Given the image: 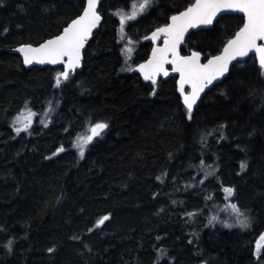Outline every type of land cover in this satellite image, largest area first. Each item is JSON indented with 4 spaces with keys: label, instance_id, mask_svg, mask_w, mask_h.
<instances>
[{
    "label": "trees",
    "instance_id": "obj_1",
    "mask_svg": "<svg viewBox=\"0 0 264 264\" xmlns=\"http://www.w3.org/2000/svg\"><path fill=\"white\" fill-rule=\"evenodd\" d=\"M135 1L102 0V24L81 71L57 89L62 68L25 69L10 52L59 34L84 0H0V264H264V252L255 251L264 230V75L253 57L235 65L189 120L175 78L159 81L152 95L151 84L122 72L114 13ZM193 2L154 0L128 24V37L141 40ZM224 17L214 31L195 33L182 53L195 47L203 57L218 54L242 26L241 16ZM141 45L134 65L149 53ZM54 99L59 107L46 129L16 135L11 122L26 104L44 114ZM97 121L110 127L81 159L74 139ZM61 146L65 151L53 156ZM202 159L217 170L203 185ZM222 186H234L236 198ZM228 200L250 211L253 227L205 226L214 215L229 218Z\"/></svg>",
    "mask_w": 264,
    "mask_h": 264
},
{
    "label": "snow or ice",
    "instance_id": "obj_2",
    "mask_svg": "<svg viewBox=\"0 0 264 264\" xmlns=\"http://www.w3.org/2000/svg\"><path fill=\"white\" fill-rule=\"evenodd\" d=\"M101 0H84L82 10L75 18L62 28L59 34L44 40L37 46L31 43L21 44L16 51L23 56L25 65L40 64V65H63V70L55 76L54 87L57 89L67 88L73 80V73L76 69L82 67L83 50L90 37L93 35V30L96 29L101 22V13L99 5ZM154 0H139V3L132 4L131 12L123 9H118L114 14L119 19L118 42H123L126 39L125 27L130 21L137 20L138 17L145 14L153 5ZM55 4L51 5L54 8ZM50 7L45 6L44 12H49ZM23 10V9H22ZM227 13H242V26H238L234 35L229 34V38L223 43L218 54L204 56L206 63H202L203 50L190 51L188 55L181 54V46L186 41H191L195 36L190 30H215L216 24H219L225 17L221 14ZM7 32V29H5ZM145 39H151L156 42L163 40V45H157L152 48L150 58L138 65L135 71H138L144 81L151 82L153 86L152 95L156 94L158 86L157 77L169 75L167 65L171 66V70L179 74L177 81L178 91L183 99V104L186 108L187 117L193 119V109L198 99L201 98V93L205 92L210 85L214 86V82L220 81L221 78H227L230 75V66L235 67L236 64L246 63L245 58L250 52H255L257 56L258 68L264 75V0H194L184 10L177 11L175 14L168 17L167 22L155 28L151 32V36H146ZM134 41L127 39V44L121 50L127 60L131 59L134 51L132 45ZM128 71H133L132 68H127ZM83 87V83L80 85ZM188 86L191 91L186 90ZM59 107V100H49L47 107L44 110V118L41 123L47 127L51 123V114ZM27 117L22 119L19 115L13 122V129L16 135L21 132H29L32 126V117L36 115L27 107ZM110 125L107 121H97L90 123L88 127V135L78 136L73 142V147L78 150L79 157H85L87 147L94 142L103 139L106 130ZM223 127V126H221ZM29 134H31L29 132ZM251 135V134H250ZM221 138H224L221 136ZM201 142H204V137H201ZM63 146L59 147L53 156L64 152ZM51 159V157H45ZM248 167L247 162H242L241 171ZM204 172V179L200 180L201 185L204 184L209 177L215 178L217 170L211 165H205L204 160L200 161L198 166ZM160 179V177H157ZM186 187H194V185H186ZM222 191L227 198L235 199L237 190L234 186H222ZM211 197H206L210 199ZM177 201H173V204ZM233 222L218 219L217 216L209 218L206 227H214L216 223H220L225 228L239 227L248 229L253 227V218L248 209L242 208L238 203L231 204ZM163 211V209L161 210ZM196 213H187L186 216L191 219ZM110 220V214L100 218L95 228H98ZM93 231V229H89ZM194 236L197 234H193ZM78 238V237H77ZM157 239H160L159 237ZM264 233H261L256 244V252L259 254L264 252ZM193 241L190 240L191 244ZM13 241H9L6 248L9 252L13 251ZM54 248H49L48 252L53 253ZM91 252V249H88ZM161 255L164 254L162 251Z\"/></svg>",
    "mask_w": 264,
    "mask_h": 264
},
{
    "label": "water",
    "instance_id": "obj_3",
    "mask_svg": "<svg viewBox=\"0 0 264 264\" xmlns=\"http://www.w3.org/2000/svg\"><path fill=\"white\" fill-rule=\"evenodd\" d=\"M101 2H102V0H101ZM221 15H223V16L237 15V16H241V17L243 16L242 13H227V14H221ZM101 17H102V16H101ZM101 24H102V19H101V22H100L99 26H98L96 29L93 30V34H95V33L99 30ZM153 31H154V30H153ZM199 31H202V30H190V32H194V33H197V32H199ZM92 36H93V35H92ZM92 36L90 37V39L92 38ZM150 36H151V33L148 35V37H150ZM90 39H89V41H90ZM89 41H88V42H89ZM143 41H144L145 43H151V44L153 45L152 48H153L154 46H157V45H160V46L163 45V40H162V39H160V40H158V41H156V42H153L151 39H145V38H144ZM88 42H87V43H88ZM259 43H264V42H259ZM86 45H87V44H86ZM19 46H20V45H19ZM19 46H17L16 48L12 49L10 53L17 55V56L21 59V62H22V64H23V66H24L25 69H31V68H62V70H63V65H47V64H45V65H40V64H35V63L32 64V65H25V64L23 63V56H22V54L16 51V49H17ZM33 46H34V45H33ZM36 46H37V45H36ZM183 46H184V45L181 46V50H182ZM85 48H86V46H85ZM84 51H85V49L83 50V53H82V54H84ZM151 53H152V49H151V51H150V54H149L148 58H147L144 62H146V61L150 58ZM181 54H182V53H181ZM189 54H190V53H189ZM182 55H184V54H182ZM186 55H188V54H186ZM250 57H253V58L255 59V61H256V63H257V66H258V62H257V59H258V58H257V56H256V54H255L254 51L249 53V56H248L247 58H245V61H247ZM82 61H83V60H82ZM144 62H141V63H144ZM201 62H202V63H206V62H207L206 59L204 60L203 56H202V61H201ZM141 63H139V64H141ZM233 63H234L235 65H237L236 62H233ZM242 63H244V62H242ZM242 63H239V64H242ZM139 64H138V65H139ZM138 65H136V67L134 68V73L137 74V75L139 76V78H140V80H141L142 83H144V84H151V82L144 81L142 75H141L138 71H135V69L138 67ZM166 67H168L169 75H168L167 77H165V76H163V75H160L159 77H157V80L159 81L160 79H162L163 81H166V80H168L169 78H175V80H176V91H177L178 96L181 98L182 105L184 106V104H183V99H182V97H181V95H180V93H179V91H178V87H177V81H178L179 78H180V77H179V74L173 72V71L171 70V66H170V65H167ZM231 68H232V67L230 66V70H231ZM81 69H82V67L76 69V71H75L74 73H76V72H78V71H81ZM74 73H73V74H74ZM226 75L228 76V74H226ZM225 79H226V78H221L222 81L225 80ZM220 83H221L220 81H216V82H214V86H213V85H210L207 89H205V92H204V93H201V98L198 99L196 105H194V109H193V111H194V110L197 108V106L200 104V102H201L202 99L204 98L205 94L208 93L210 90H212L215 86L219 85ZM186 90H187V91H191V89H190L188 86H186ZM184 108H185V106H184ZM185 109H186V108H185Z\"/></svg>",
    "mask_w": 264,
    "mask_h": 264
},
{
    "label": "rangeland",
    "instance_id": "obj_4",
    "mask_svg": "<svg viewBox=\"0 0 264 264\" xmlns=\"http://www.w3.org/2000/svg\"><path fill=\"white\" fill-rule=\"evenodd\" d=\"M134 3H136V4H138L139 3V0H137V1H135ZM134 3H132V4H134ZM131 4V5H132ZM130 5V6H131ZM128 7V8H126V9H123V10H125V11H127V12H131V7ZM147 13V12H146ZM145 13V14H146ZM145 14H143V15H145ZM115 15V14H114ZM142 15V16H143ZM142 16H140V17H138L137 18V20L139 19V18H141ZM115 17L117 18V20H118V23H119V19H118V17L115 15ZM137 20H135V21H137ZM135 21H130L128 24H130V23H133V22H135ZM127 26L128 25H126V27H125V32H126V28H127ZM119 28V27H118ZM130 37H128V35H127V32H126V39H125V41H123V42H120V44H121V49L120 50H122L124 47H125V45L127 44V39H129ZM131 39V38H130ZM132 40V39H131ZM132 41H134V44L132 45V47H133V49H134V51H133V53H132V55H131V59L130 60H127V63H126V57H125V55H123L122 54V52H121V54H122V60H123V68H122V72L123 73H131V72H133V71H128V70H126L127 68H134V64H133V59H134V54H135V49H136V44H137V40H132ZM31 109V108H30ZM31 111L32 112H34L36 115H34L33 117H32V126H31V128L29 129V132L31 133L32 132V130L35 128V126H37V125H41L42 126V128L43 129H46L48 126H49V124L50 123H48V126L47 127H45L42 123H41V119L42 118H44V114H42V113H40V112H38V111H36V110H34V109H31ZM27 110H26V108L25 109H22L18 114H16L15 115V117L13 118V120H12V122H11V125H12V128H13V122H14V120L16 119V117L19 115L22 119H24V118H26L27 117ZM52 115V114H51ZM51 118V117H50ZM88 127L89 126H87V127H85L83 130H82V132H80V133H78L77 135H76V137H75V139H74V141L77 139V137L78 136H85V135H88L89 134V132H88ZM14 130V129H13ZM29 132H21L20 133V135H31V134H29ZM72 149H75L76 150V152H77V155L79 156V154H78V150L76 149V148H72ZM231 201V200H230ZM233 202L231 201V202H229V200H228V204H227V206H225V207H223V208H225V210L227 211V214H228V216H229V218H231L232 220H234V216H233V214L231 213V211H232V209H231V204H232ZM220 212V209H219V211H218V213ZM229 218H227V219H225V221H227V222H231L230 221V219ZM234 228H236V227H234ZM232 229V228H231ZM262 233H264V230H263V232ZM258 239H259V237H258ZM258 239H257V241H258ZM257 241H256V243H255V251H256V244H257ZM262 244H264V241H262L261 242ZM257 253V252H256ZM258 254V253H257Z\"/></svg>",
    "mask_w": 264,
    "mask_h": 264
},
{
    "label": "flooded vegetation",
    "instance_id": "obj_5",
    "mask_svg": "<svg viewBox=\"0 0 264 264\" xmlns=\"http://www.w3.org/2000/svg\"><path fill=\"white\" fill-rule=\"evenodd\" d=\"M149 34H147L146 36H148ZM145 36V37H146ZM145 37H143L141 40H138V42H137V44H136V51H135V54H134V59H135V55L137 54V52L139 51V48H140V46H142L141 44H147V45H149L150 46V49H149V53H148V55L144 58V59H142V60H138V61H136V64L134 65V68L136 67V65H138L139 63H141V62H144L147 58H148V56H149V54H150V51H151V49H152V44L151 43H145L143 40H144V38ZM181 53H182V51H181ZM183 54V53H182ZM184 55H186V54H184ZM251 58V57H250ZM134 59H133V62H134ZM134 64V63H133ZM134 68H133V73H134ZM135 74V73H134ZM169 79H171V78H169ZM159 81H163L162 79H160ZM158 81V82H159ZM167 81V80H166ZM176 81V80H175ZM207 94V93H206ZM205 94V95H206ZM181 99V98H180Z\"/></svg>",
    "mask_w": 264,
    "mask_h": 264
}]
</instances>
